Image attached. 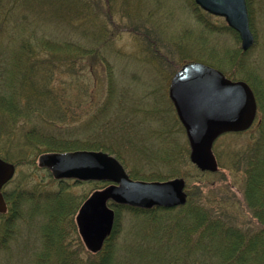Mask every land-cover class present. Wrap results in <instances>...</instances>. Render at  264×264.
I'll return each instance as SVG.
<instances>
[{
	"label": "trees",
	"instance_id": "1",
	"mask_svg": "<svg viewBox=\"0 0 264 264\" xmlns=\"http://www.w3.org/2000/svg\"><path fill=\"white\" fill-rule=\"evenodd\" d=\"M72 1L6 0L7 8L0 12V158L26 168L2 189L7 211L0 214V264H10L3 254L10 252L12 242L28 225L37 229L40 240L31 264H264V79L251 72L248 64L246 72H222L250 85L260 114L249 132L250 142L231 152L232 166L244 173L243 200L258 227L232 226L187 187L185 204L174 208L110 204L115 214L110 235L100 251L85 248L75 215L89 193L107 183L89 181L91 191L75 195L70 189L73 180H55L37 164L45 152L101 150L114 154L107 140L116 126L102 121L117 115L111 107L115 76L102 56L103 49L111 48L112 34L94 23V2L76 0L80 5H74ZM13 3H20L21 9ZM191 4L199 8L194 0ZM17 13L20 31L15 35ZM13 40L17 41L14 52H4L3 42L14 46ZM241 52L233 55L234 65L241 64ZM86 59H98L108 70L106 100L93 112L89 110L93 94L88 91L92 83L82 75ZM168 136V131H162L154 150L148 148L163 161L177 162L168 176L157 170L147 177L133 171L128 173L131 178L170 179L180 174L181 164L190 163L188 147H177ZM114 156L125 166L118 153ZM38 172L42 177L36 180ZM196 173L207 172L196 169ZM125 221L132 234H127Z\"/></svg>",
	"mask_w": 264,
	"mask_h": 264
},
{
	"label": "rangeland",
	"instance_id": "2",
	"mask_svg": "<svg viewBox=\"0 0 264 264\" xmlns=\"http://www.w3.org/2000/svg\"><path fill=\"white\" fill-rule=\"evenodd\" d=\"M5 1H1L0 12L7 8L3 5ZM79 1L94 2L91 15L94 23L104 26V31L112 34L111 48L103 49L102 56L108 61L115 76L116 91L111 98V107L117 115L110 119L102 118V121L116 126V132L107 142L114 150L111 155L118 153L122 158L127 173L138 171L147 177L157 170L160 175L168 176L169 170L177 162L168 163L155 157L152 150L148 151L151 147L154 150L153 146L159 143L158 135L162 131H168L167 140H171L177 147H188L185 131L179 123L176 124V112L168 97L172 73L182 64L195 61L227 72L232 69L246 72L248 64L251 72L255 71L264 79V0H247L249 26L254 42L245 52L241 50L239 37L229 29L222 17L194 8L191 0ZM80 2L74 0L72 4L80 5ZM13 5L21 9L20 3ZM17 14L15 35L20 31V25H16L19 22ZM47 30L51 32V29ZM11 43L14 46L3 42L4 52H14L17 41ZM236 51L243 53L240 54L241 64L237 62L234 65L232 57ZM84 62L82 75L92 83L88 91L93 94V104L89 109L93 112L106 100L108 92L105 75L108 70L98 59H86ZM56 75L66 77L65 74ZM259 117L257 112L256 120L246 131L226 133L215 140L213 153L218 163L216 172L198 176L197 168L190 162L181 164L180 174L176 176L185 181L186 193L189 187L218 216L232 226L245 230H254L258 225L243 200L244 173L232 166L231 152L250 142L249 132ZM20 169L26 170L16 167L13 177H16ZM41 177V172L34 175L36 180ZM75 182L73 180L70 188L73 194L81 195L91 191L92 185L87 183L89 181ZM48 187L55 186L50 184ZM126 221L124 224L129 229L127 234H132L133 230ZM39 242L37 229L28 225L22 228L21 235L12 242L10 252L3 255L10 264H31L33 251Z\"/></svg>",
	"mask_w": 264,
	"mask_h": 264
},
{
	"label": "water",
	"instance_id": "3",
	"mask_svg": "<svg viewBox=\"0 0 264 264\" xmlns=\"http://www.w3.org/2000/svg\"><path fill=\"white\" fill-rule=\"evenodd\" d=\"M194 2L205 12L223 17L238 34L243 51L252 46L254 37L245 0ZM168 96L186 134L189 160L200 171H217L214 141L222 134L247 130L257 112L253 91L246 82L231 80L220 70L200 62L185 63L174 73ZM37 162L57 180L108 183L89 194L75 216L78 234L92 253L102 248L112 231L115 214L110 203L151 209L173 208L186 202L183 178L132 179L115 156L101 150L45 152ZM15 169L14 164L0 158V214L7 210L2 188L13 178Z\"/></svg>",
	"mask_w": 264,
	"mask_h": 264
}]
</instances>
